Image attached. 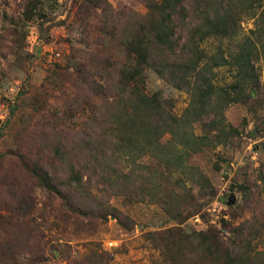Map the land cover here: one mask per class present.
<instances>
[{"label": "rangeland", "instance_id": "obj_1", "mask_svg": "<svg viewBox=\"0 0 264 264\" xmlns=\"http://www.w3.org/2000/svg\"><path fill=\"white\" fill-rule=\"evenodd\" d=\"M106 1L116 11L147 13L140 0ZM95 2L0 0V264H90L91 256L98 254L109 256L110 264H167L164 247H156L150 234L179 226L191 235L220 230L225 222L235 229L242 223L255 226L259 234L253 250L263 251L264 57L255 63L260 81L253 99L226 111L239 135L228 146L206 149L189 162L210 186H194L186 175L171 174L153 158L139 161L162 173V195L191 189L197 204L208 201L201 213L179 225L160 204L141 196L113 197L96 178L85 177V138L117 97L109 89L95 95L94 89L107 86L105 81L115 76L109 64L134 63L121 42L105 34L109 29ZM254 22L245 17L236 39L221 44L214 39L201 47L209 58L218 53V46L230 56L250 35ZM214 72L217 88L234 82L232 67L217 66ZM143 81L146 92L157 95L175 115L186 112L188 91L149 69ZM195 133L204 134L201 124L195 125ZM56 148L70 161L55 155ZM71 163L83 176L79 184L70 182ZM25 164L44 167L70 202L42 188ZM118 167L131 171L124 159ZM233 197L236 203L228 206ZM107 212L130 217L133 230L123 229L114 216L107 218ZM233 234L223 235V240L231 243Z\"/></svg>", "mask_w": 264, "mask_h": 264}, {"label": "trees", "instance_id": "obj_2", "mask_svg": "<svg viewBox=\"0 0 264 264\" xmlns=\"http://www.w3.org/2000/svg\"><path fill=\"white\" fill-rule=\"evenodd\" d=\"M140 1L146 5L145 15L126 8L116 11L106 0H94L102 11L104 27L109 29L105 34L116 37L134 58V63L109 64V72L115 76L105 81L107 86L97 85L94 89L95 95L109 89L117 97L114 104L106 108V117L96 119L93 123L96 128L85 138V177L96 178L113 197L141 196V200L160 204L182 225L201 213L208 201L197 204L191 189L182 194L170 190L162 195L159 169L138 163L150 157L164 164L171 174L186 175L194 186H210L209 180L197 173V168L189 162L206 149L228 146L239 135L229 124L226 111L235 104L248 105L255 96L260 81L255 63L264 57V0ZM127 15L128 21L125 20ZM245 17L254 19L255 25L250 35L240 41L237 50L226 56L224 48L218 46V53L209 58L202 44L214 39L220 44L236 39ZM115 21L119 23L113 24ZM227 65L235 70L234 82L229 87L217 88L213 82L214 67ZM147 69L176 89L189 92L190 104L183 115H175L157 95L146 92L143 76ZM85 84L91 86L86 79ZM198 123L203 127V135L195 133ZM165 136H169L168 140H164ZM57 154L63 157V162L70 161L61 148L55 149ZM121 159L131 171L124 172L118 167ZM25 169L42 188L69 201L62 186L44 167L35 164L26 165ZM82 177L71 163L70 182L79 184ZM108 216H114L128 232L135 226L130 217L119 212L108 213ZM224 225L220 230L191 235L177 226L154 232L150 239L156 247L160 244L164 247L167 264H264V250H253L252 241L259 234L255 226L242 223L235 229L231 223ZM246 225H249L248 237L244 231ZM233 233L236 236L231 243L223 240V235ZM89 261L90 264H110L111 258L98 254Z\"/></svg>", "mask_w": 264, "mask_h": 264}, {"label": "water", "instance_id": "obj_3", "mask_svg": "<svg viewBox=\"0 0 264 264\" xmlns=\"http://www.w3.org/2000/svg\"><path fill=\"white\" fill-rule=\"evenodd\" d=\"M235 203H236V199L235 197H233L232 199L229 200L228 206H233Z\"/></svg>", "mask_w": 264, "mask_h": 264}, {"label": "built area", "instance_id": "obj_4", "mask_svg": "<svg viewBox=\"0 0 264 264\" xmlns=\"http://www.w3.org/2000/svg\"><path fill=\"white\" fill-rule=\"evenodd\" d=\"M112 245V244H111Z\"/></svg>", "mask_w": 264, "mask_h": 264}]
</instances>
